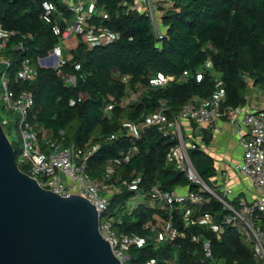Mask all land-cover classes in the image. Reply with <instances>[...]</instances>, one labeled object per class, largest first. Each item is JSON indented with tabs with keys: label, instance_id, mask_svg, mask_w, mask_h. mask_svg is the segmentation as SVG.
Returning <instances> with one entry per match:
<instances>
[{
	"label": "trees",
	"instance_id": "16d2710c",
	"mask_svg": "<svg viewBox=\"0 0 264 264\" xmlns=\"http://www.w3.org/2000/svg\"><path fill=\"white\" fill-rule=\"evenodd\" d=\"M42 1L0 0L2 27L18 31L19 36H32L27 39L25 51L12 53L15 67L21 58L29 56L38 68L35 79L18 83L34 94L31 122L40 131L62 138L63 145L74 142L82 146L90 140L98 143L99 149L88 162L93 177H99L114 163L116 179L137 180V189L120 186L103 214L112 219L116 232L146 237L151 233L146 224H156L157 215L163 219L172 216L177 233L160 243L151 234L142 246L130 247L131 263L156 260L157 264H259L252 243L239 226L224 225L219 234L200 226L184 230L177 205L165 209L149 196L155 184L165 191L197 187L167 163L173 139L155 126L141 129L139 138H135L127 133L126 124L141 121L157 109L161 100L167 101L169 113H175L189 100L212 96L218 98L221 108L244 106L250 85L264 95V0H171L161 6L165 27L161 40L155 37L148 17L130 7L133 0H95L97 10L108 14V18L93 14L89 24L104 28L115 38L111 43L93 46L79 40L66 54L69 59L63 71L74 76L75 85L66 84L55 70L38 66L37 58L61 43L53 26L58 23L63 29L61 17H74L58 2L60 15L46 23L41 18ZM208 60L211 67L206 65ZM158 73L175 79L153 86L150 79ZM134 92L138 97L126 103L125 97ZM80 93L85 94L81 101ZM113 133L117 137L109 139ZM10 141L15 159L25 172L18 160L21 145ZM130 149L134 152L126 156ZM191 157L201 177L210 182L216 175L213 159L200 148L192 150ZM138 193H144L142 201L129 208L128 202ZM200 211L215 214L218 221L226 214L214 198ZM198 232L210 239L213 259H204L201 245L192 241V234Z\"/></svg>",
	"mask_w": 264,
	"mask_h": 264
},
{
	"label": "built area",
	"instance_id": "2783aa9c",
	"mask_svg": "<svg viewBox=\"0 0 264 264\" xmlns=\"http://www.w3.org/2000/svg\"><path fill=\"white\" fill-rule=\"evenodd\" d=\"M61 2L76 16L72 19L61 17L65 27L62 29L57 23L53 26L55 34L61 37V41L70 36H77L79 40L90 46L95 44H108L114 41V35L104 28H97L87 22V18L81 15V7L87 4H95V0H43L41 18L46 23H52L54 16L60 15L57 3ZM171 0H133L131 8L148 17L152 31L158 40L164 36L165 27L161 22L160 6L170 4ZM92 12L90 16L97 14ZM103 18H108L106 13H98ZM31 34H20L16 30H8L0 24V123L17 124L21 137V153L19 162L26 168V173L35 178L40 186L50 189L64 196L78 194L93 203L100 214V232L110 241L113 253L121 264H132L128 249L132 246H142L147 239L154 235L156 243L173 237L177 231L173 226L172 216L168 219L157 215L155 218L162 219L158 224L148 223L146 228L150 235L146 237L137 234L116 232L112 227V219L103 216L109 209L112 196L119 191L120 186L129 189H137V180L116 179L117 165L109 164L99 177H93L88 171V162L100 145L88 141L82 146H76L74 142L63 145L62 138H54L46 130L40 131L30 120V110L34 104V94L27 88H20L18 83L29 82L36 78L38 68L34 65L31 57L25 56L20 59L15 67L12 53L25 51L27 39ZM69 56L63 52L60 43L54 46L47 55L37 58L38 66L51 68L60 76H63L66 84L75 85V78L65 74L63 67ZM207 67L212 62H206ZM127 80V76L124 77ZM175 76L158 73L150 79L153 86H163L174 80ZM137 93L125 97L126 103L135 100ZM85 98L80 93L78 100ZM243 106H227L221 108L217 97L207 99L194 98L186 102L179 112L169 113V105L166 100H161L157 109L147 114L139 122H128L127 133L139 138L141 129L155 126L164 136L170 137L175 144L166 155L168 164L183 173L190 184L196 185V190L187 188L180 192L179 188L165 191L158 184L150 188L149 196L158 204L167 209L177 205L181 211V219L184 230L194 226L221 233L224 225H237L242 229L245 239L252 243L254 254L259 264H264V108L245 112ZM12 112L10 117L8 114ZM226 119L235 129L239 136L243 149L242 161L235 165L238 172L247 176L256 191V198L250 202L241 201L236 205L234 199L229 197L231 189L225 187L217 191L210 183L206 182L199 174L191 151L199 148L189 132L185 122H190L196 127L213 125L219 119ZM5 130V129H4ZM6 132V130H5ZM40 132H43L45 147L40 141ZM46 133L49 134L46 136ZM10 139L9 134L6 132ZM63 137L64 133L60 132ZM116 133L109 139H115ZM134 149H130L126 156L131 155ZM141 194V193H140ZM144 193L141 194L143 196ZM214 198L223 205L226 214L218 221L215 214L201 212V207ZM105 218L102 221V218ZM184 235V232L180 233ZM191 239L202 247L204 259H213L211 241L203 232L194 233ZM148 264H157L151 260Z\"/></svg>",
	"mask_w": 264,
	"mask_h": 264
},
{
	"label": "water",
	"instance_id": "95a60500",
	"mask_svg": "<svg viewBox=\"0 0 264 264\" xmlns=\"http://www.w3.org/2000/svg\"><path fill=\"white\" fill-rule=\"evenodd\" d=\"M95 205L22 171L0 123V264H121Z\"/></svg>",
	"mask_w": 264,
	"mask_h": 264
},
{
	"label": "crops",
	"instance_id": "0c3cea01",
	"mask_svg": "<svg viewBox=\"0 0 264 264\" xmlns=\"http://www.w3.org/2000/svg\"><path fill=\"white\" fill-rule=\"evenodd\" d=\"M94 11L96 12L93 9L88 10L86 6L80 9L81 15L87 18V22L91 17L90 14ZM78 41L77 36H70L61 41L60 45L64 54H69L70 50L77 46ZM258 92L261 93L257 87H249L246 104L242 107L245 112L264 108V96L263 94L257 95ZM185 126L199 148L213 159L216 175L210 178V185L220 192L225 187L231 189L229 197L234 199L236 205H239L241 201L250 202L254 200L257 194L251 180L238 172L235 167L242 161L243 149L239 136L231 124L223 118L210 126L196 127L187 121ZM187 188L181 187L179 191L185 192Z\"/></svg>",
	"mask_w": 264,
	"mask_h": 264
},
{
	"label": "rangeland",
	"instance_id": "374dc122",
	"mask_svg": "<svg viewBox=\"0 0 264 264\" xmlns=\"http://www.w3.org/2000/svg\"><path fill=\"white\" fill-rule=\"evenodd\" d=\"M86 7L88 8V10L90 9H95L96 5L93 4L91 5L90 3L86 5ZM160 10L162 11V7L160 6ZM101 13L99 10H97V14ZM66 52V51H65ZM251 88V85H250ZM262 94V93H260ZM259 92L257 93V95H260ZM264 96V95H263ZM10 117L13 115L12 112H10L8 114ZM4 125V129L6 130V132L9 134L10 139L14 140V141H18L21 145V137H20V132L18 129V126L16 123L14 122H9L8 124H3ZM49 134L46 133V136H48ZM219 174V173H218ZM209 183V182H208ZM143 196H141L140 193L136 194L132 199H130V201L128 202V207L132 208L133 206H135L138 202L142 201ZM105 218H102V221H104ZM158 224H156V226L160 227L162 224V219L160 218V220H158L157 222Z\"/></svg>",
	"mask_w": 264,
	"mask_h": 264
}]
</instances>
